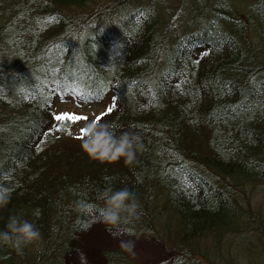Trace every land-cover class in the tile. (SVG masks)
<instances>
[{"label": "trees", "instance_id": "obj_1", "mask_svg": "<svg viewBox=\"0 0 264 264\" xmlns=\"http://www.w3.org/2000/svg\"><path fill=\"white\" fill-rule=\"evenodd\" d=\"M162 3L0 0V230L17 214L42 234L22 253L0 245V264H63L109 187L140 210L107 227L177 252L159 264H264L251 238L264 235V205L246 196L264 192V0H181L180 15ZM70 96L105 110L59 111ZM92 121L137 133L135 160L90 155ZM245 248L259 252L250 263Z\"/></svg>", "mask_w": 264, "mask_h": 264}, {"label": "rangeland", "instance_id": "obj_2", "mask_svg": "<svg viewBox=\"0 0 264 264\" xmlns=\"http://www.w3.org/2000/svg\"><path fill=\"white\" fill-rule=\"evenodd\" d=\"M180 1L181 0H163L162 8L164 11L167 10V12L175 14L177 11L179 12L177 8ZM234 1L236 2L237 0ZM184 4L186 5V3ZM185 5H183L182 16H187V11H184ZM178 12L177 14L180 15ZM255 36L256 35L253 34L254 38ZM76 97L77 96H70L63 102L65 105L62 104L61 107H57V109L59 111H77L87 119H95L92 115L98 114L99 116L103 113L101 110L105 104L104 102H101L100 106L90 104L89 102L81 103L79 99L74 101ZM239 194L243 195V192ZM246 196L251 206L264 205V192L262 189L256 187L254 194L250 191ZM258 237L256 235L251 236L256 245H258L259 242L261 243V249L259 248L262 251V253H260V261L264 263V235ZM242 238L241 236V239ZM234 240H238V238ZM69 246L70 249L65 255L63 264H104L101 251L106 249L126 251L134 260L136 259L142 264L170 262L177 254L175 250L168 248L164 242L154 235L144 234L134 236L123 230L109 229L107 227V221L102 217L95 218L88 230L76 234L70 241ZM243 253L245 261L250 263L258 256L259 252L257 249L249 250V248H245ZM238 264L244 263L238 262Z\"/></svg>", "mask_w": 264, "mask_h": 264}, {"label": "clouds", "instance_id": "obj_3", "mask_svg": "<svg viewBox=\"0 0 264 264\" xmlns=\"http://www.w3.org/2000/svg\"><path fill=\"white\" fill-rule=\"evenodd\" d=\"M84 148L94 158L116 161L121 157L125 163H132L141 148L137 133L123 131L117 134L110 123L92 121L86 125ZM103 200V218L112 225L129 221L139 216L140 204L135 194L128 188L113 189L109 187L101 193ZM10 200L6 192L0 193V208ZM37 211L34 216L39 217ZM42 240V234L34 221L21 215H10L4 230H0V245H7L23 252L24 248Z\"/></svg>", "mask_w": 264, "mask_h": 264}, {"label": "snow or ice", "instance_id": "obj_4", "mask_svg": "<svg viewBox=\"0 0 264 264\" xmlns=\"http://www.w3.org/2000/svg\"><path fill=\"white\" fill-rule=\"evenodd\" d=\"M111 111V109H109ZM57 121L59 120H63V119H72V120H76V119H82L81 117H76V116H57L56 117Z\"/></svg>", "mask_w": 264, "mask_h": 264}]
</instances>
